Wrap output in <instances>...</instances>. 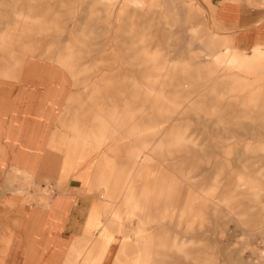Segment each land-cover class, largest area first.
<instances>
[{"label": "rangeland", "instance_id": "374dc122", "mask_svg": "<svg viewBox=\"0 0 264 264\" xmlns=\"http://www.w3.org/2000/svg\"><path fill=\"white\" fill-rule=\"evenodd\" d=\"M263 29L264 0H0V64L62 109L41 143L48 115L0 127V172L22 151L29 173L0 178V264L70 180L95 231L71 264H264ZM53 132L61 178L40 182Z\"/></svg>", "mask_w": 264, "mask_h": 264}, {"label": "crops", "instance_id": "0c3cea01", "mask_svg": "<svg viewBox=\"0 0 264 264\" xmlns=\"http://www.w3.org/2000/svg\"><path fill=\"white\" fill-rule=\"evenodd\" d=\"M253 17L249 15L248 18ZM264 30V29H263ZM261 31V30H260ZM261 33V32H260ZM43 62H52L47 60H40ZM50 64H55L56 61ZM52 66V65H51ZM59 66H62L59 64ZM15 74L14 62L10 64L1 61L0 64V99L3 96H11V104L9 111L6 110L0 113V127L2 124H7L11 119L13 126L11 130L16 131L18 117L22 118L25 125L32 123L38 115H48L50 121L45 125L38 121L36 129V136L34 143H41L47 134V125L49 126L55 120L60 122V114L55 115V112L50 108L46 102L47 82L42 81L43 89L41 92H33L32 85H38V80L30 79L23 81V77ZM40 80V79H39ZM41 81V80H40ZM42 95L44 97H42ZM21 97V98H20ZM23 97V98H22ZM59 107H62V102ZM56 121V122H57ZM4 129V127H2ZM17 132V131H16ZM52 133L49 143L51 146H45L40 155L33 162L30 170V175L38 181L54 180L55 183L61 178L62 173V153L53 149L57 147L60 139L57 135ZM24 143V141L22 142ZM61 143V141H60ZM56 154H59L58 160ZM2 157L0 149V158ZM22 158V151L15 152L10 161H7L5 170L0 172V178L6 170H13L14 172H21L19 161ZM24 174H29L25 172ZM80 183L75 180H70L68 190L64 193H55L52 197L50 205L41 210L37 223L34 226L32 236L29 239L28 247L23 253L22 260L19 264H71L72 259L76 257L81 248L79 245L86 242L91 235L95 233L92 226L91 213L94 205V200L88 198L86 192H80ZM89 227H91L89 232ZM72 261V262H68ZM74 264H76L74 262Z\"/></svg>", "mask_w": 264, "mask_h": 264}, {"label": "bare ground", "instance_id": "6f19581e", "mask_svg": "<svg viewBox=\"0 0 264 264\" xmlns=\"http://www.w3.org/2000/svg\"><path fill=\"white\" fill-rule=\"evenodd\" d=\"M7 144H10V143H7ZM1 154H3L2 156H4V151H3V149H1ZM2 163H3V162H2ZM20 208H24L27 212H30V213L33 212V210H34V208H31V206H30V207H29V206H25V207H24V206H20ZM24 212H25V211H24ZM28 214H29V213H28ZM32 214H33V213H32ZM34 215H36V219H34V220H36L35 223H37V220H38V213L36 212V213L33 214V216H34ZM31 216H32V215H31ZM24 220H25V219H24ZM22 222H23V221H22ZM25 222H26V221H25ZM35 223H34V224H35ZM32 225H33V223H32ZM32 225H31V226H32ZM33 226H35V225H33ZM19 227H20V226H19ZM25 228H26V227H25ZM31 229H32V228H31ZM16 233H17V232H16ZM32 233H33V230H32V232H31V230H30L28 234H26V232H25V234H26L27 237H31V236H32ZM17 235H18V234H17ZM15 236H16V235H15ZM18 241H19V239H18ZM28 241H29V240H28ZM24 242H25V241H24ZM27 244H28V243H27ZM13 245H14V244H13ZM17 245H18V244H17ZM25 245H26V244H25ZM13 248H14V247H13ZM19 248H20V246H19ZM19 248H18V249H19ZM24 248H25V247H24ZM13 250L15 251V249H13ZM3 262H4V261H3ZM3 262H2V263H3ZM3 264H4V263H3Z\"/></svg>", "mask_w": 264, "mask_h": 264}]
</instances>
